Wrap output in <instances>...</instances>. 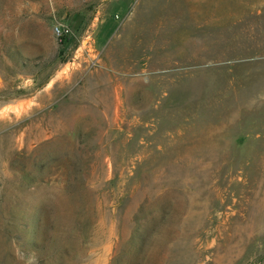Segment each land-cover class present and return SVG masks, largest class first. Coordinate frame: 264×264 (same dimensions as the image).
<instances>
[{"label": "rangeland", "instance_id": "obj_1", "mask_svg": "<svg viewBox=\"0 0 264 264\" xmlns=\"http://www.w3.org/2000/svg\"><path fill=\"white\" fill-rule=\"evenodd\" d=\"M0 264H264V0H0Z\"/></svg>", "mask_w": 264, "mask_h": 264}, {"label": "built area", "instance_id": "obj_2", "mask_svg": "<svg viewBox=\"0 0 264 264\" xmlns=\"http://www.w3.org/2000/svg\"><path fill=\"white\" fill-rule=\"evenodd\" d=\"M67 32H68L67 30L62 29V28H60L59 26H56V27L54 28V34H55V36H57V37H61V36H63L64 34H66Z\"/></svg>", "mask_w": 264, "mask_h": 264}]
</instances>
